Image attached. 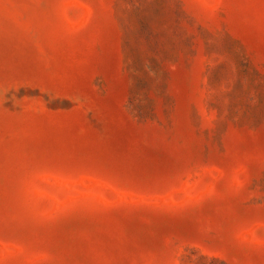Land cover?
Returning a JSON list of instances; mask_svg holds the SVG:
<instances>
[{
    "label": "rangeland",
    "instance_id": "rangeland-1",
    "mask_svg": "<svg viewBox=\"0 0 264 264\" xmlns=\"http://www.w3.org/2000/svg\"><path fill=\"white\" fill-rule=\"evenodd\" d=\"M0 264H264V0H0Z\"/></svg>",
    "mask_w": 264,
    "mask_h": 264
}]
</instances>
